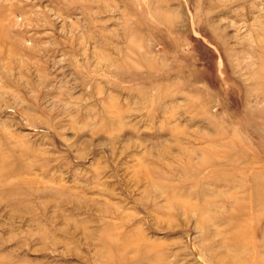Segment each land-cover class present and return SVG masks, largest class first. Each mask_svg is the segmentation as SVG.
Returning a JSON list of instances; mask_svg holds the SVG:
<instances>
[{"label":"rangeland","instance_id":"obj_1","mask_svg":"<svg viewBox=\"0 0 264 264\" xmlns=\"http://www.w3.org/2000/svg\"><path fill=\"white\" fill-rule=\"evenodd\" d=\"M0 264H264V0H0Z\"/></svg>","mask_w":264,"mask_h":264}]
</instances>
